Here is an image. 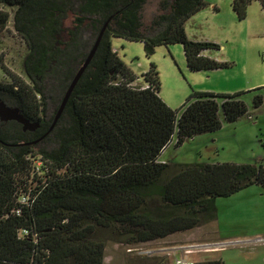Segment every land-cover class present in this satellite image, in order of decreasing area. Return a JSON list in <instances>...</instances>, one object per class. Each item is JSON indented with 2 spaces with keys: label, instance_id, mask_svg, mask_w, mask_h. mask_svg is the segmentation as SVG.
Masks as SVG:
<instances>
[{
  "label": "trees",
  "instance_id": "trees-1",
  "mask_svg": "<svg viewBox=\"0 0 264 264\" xmlns=\"http://www.w3.org/2000/svg\"><path fill=\"white\" fill-rule=\"evenodd\" d=\"M254 1L264 11V0H231L239 20ZM205 7V0H0V33L11 24L27 47L26 79L7 72L0 98L39 122L33 132L0 122V264H103L97 229L128 246L147 243L216 221L218 198L253 185L264 192V156L253 165L160 160L170 142L178 148L246 115L244 92L191 88L173 109L159 96L157 66L150 62L137 75L112 47V38L141 42L149 59L159 46L180 44L189 71L226 68L230 63L204 54L218 44L186 35L187 20ZM109 18L44 136L52 123L43 119L46 101L59 107ZM262 103L255 94L253 108ZM50 137L52 149L37 148ZM215 252L194 264H224Z\"/></svg>",
  "mask_w": 264,
  "mask_h": 264
},
{
  "label": "rangeland",
  "instance_id": "rangeland-1",
  "mask_svg": "<svg viewBox=\"0 0 264 264\" xmlns=\"http://www.w3.org/2000/svg\"><path fill=\"white\" fill-rule=\"evenodd\" d=\"M205 1L207 7L186 22L185 32L187 36L218 44L219 49L209 53L216 60L230 63L226 68L208 73L189 71L180 44L159 46L149 59L141 42L112 38V47L135 74L147 70L150 62L157 66L159 96L173 109L184 103L191 88L215 93L244 92L241 99L248 110L246 115L235 122H224L217 131L194 136L178 148L169 145L162 151L161 161L253 165L264 156V11L257 2H251L245 19L239 20L232 10L231 0ZM153 11L154 6H148L145 18ZM70 23L69 18L65 25ZM26 52L25 43L9 24L0 33V81L9 80L7 72L26 79L23 72ZM255 94L263 99L258 109L252 105ZM46 103L43 119L53 121L57 105L49 100ZM53 141L50 137L36 146L50 150L55 146ZM247 189L244 193L255 192L262 197H252L246 202L248 209L238 210L230 217L224 213L225 205L234 204L230 200L233 198L215 201L216 208L223 213L218 225L214 221L132 246L117 242L108 230L97 229L94 238L104 242L103 264H173L174 259L181 257L184 247L192 250L186 256L194 262L213 257L218 251L224 264H264V192L256 185ZM230 220L235 222L233 226Z\"/></svg>",
  "mask_w": 264,
  "mask_h": 264
},
{
  "label": "water",
  "instance_id": "water-1",
  "mask_svg": "<svg viewBox=\"0 0 264 264\" xmlns=\"http://www.w3.org/2000/svg\"><path fill=\"white\" fill-rule=\"evenodd\" d=\"M110 18L107 19L105 21V23L103 24L101 30L99 31L92 47L90 48L87 56L85 57L84 61L82 62V64L80 65V67L78 68V70L76 71L74 77L72 78L64 96L63 99L59 105V107L56 110L55 116L53 118V121L50 125V128L48 129V131L45 133V135L54 127V125L56 124V122L58 121L59 117L61 116L66 103L75 87V85L77 84L79 78L81 77L82 73L84 72V70L86 69V67L88 66V64L90 63L93 55L95 54V51L99 45V42L104 34V31L106 30L107 25L109 24ZM8 121H15L18 124L21 125V128L23 131H30L33 132L35 131L38 127H39V122L38 121H30L28 118H26L21 110L14 106H8L6 105L0 98V122H8Z\"/></svg>",
  "mask_w": 264,
  "mask_h": 264
},
{
  "label": "crops",
  "instance_id": "crops-1",
  "mask_svg": "<svg viewBox=\"0 0 264 264\" xmlns=\"http://www.w3.org/2000/svg\"><path fill=\"white\" fill-rule=\"evenodd\" d=\"M212 6L216 9V6L215 5L212 4ZM185 25H186V23H185ZM188 38L193 39V40H201V39L195 38L194 36H188ZM204 54L207 55V56H210V57L212 56V55H210L209 51H205ZM201 72H206V71H201ZM208 72H206V73H208ZM198 90H201V89H198ZM163 162L168 163L167 161H164V160H163ZM247 190H249V189L242 190V191H240V192H238L236 194H233V195H231L232 197L229 196L230 198H233V199H230V200H233L232 202L233 203L235 202V203L234 204H231L229 207H228V204L225 205L226 206V211L224 213L226 214L227 217H230V216L234 215L238 210L248 209V205L246 204V202L249 199H251L252 197H258V198H261L262 197L259 193H255V192L244 193ZM229 197H227V198H229ZM218 199H220V198H218ZM216 209H217V219H216V223L218 225V224H220V220H221V217H222V214L223 213L222 212L220 213V208L219 207H217ZM234 224H235V222L233 220H230V225L233 226Z\"/></svg>",
  "mask_w": 264,
  "mask_h": 264
},
{
  "label": "built area",
  "instance_id": "built-area-1",
  "mask_svg": "<svg viewBox=\"0 0 264 264\" xmlns=\"http://www.w3.org/2000/svg\"><path fill=\"white\" fill-rule=\"evenodd\" d=\"M173 144L174 146V141L170 142L166 147H168L169 145ZM165 147V148H166ZM163 162V161H162ZM205 246V245H204ZM183 252L180 258H176L174 259L173 264H194L193 260H190L191 258L187 257L186 255L189 254V252H191L192 250L189 248H182ZM181 249V250H182Z\"/></svg>",
  "mask_w": 264,
  "mask_h": 264
}]
</instances>
